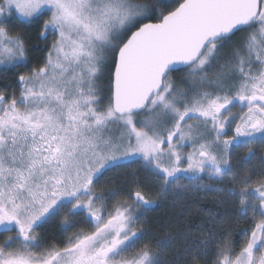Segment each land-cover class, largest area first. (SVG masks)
Returning <instances> with one entry per match:
<instances>
[{"label": "snow or ice", "instance_id": "snow-or-ice-1", "mask_svg": "<svg viewBox=\"0 0 264 264\" xmlns=\"http://www.w3.org/2000/svg\"><path fill=\"white\" fill-rule=\"evenodd\" d=\"M13 21L53 39L0 90V264H170L166 243L137 246L153 190L220 193L249 221L239 245L209 233L176 264H264V0H0L15 68ZM129 160L143 180L101 183ZM57 217L65 238L46 242Z\"/></svg>", "mask_w": 264, "mask_h": 264}, {"label": "trees", "instance_id": "trees-1", "mask_svg": "<svg viewBox=\"0 0 264 264\" xmlns=\"http://www.w3.org/2000/svg\"><path fill=\"white\" fill-rule=\"evenodd\" d=\"M42 18L44 17H41L40 20ZM35 24L30 26L34 27ZM38 32L39 26L35 31L29 32L31 34L29 47L37 55V58L34 54L32 57L37 64L30 65L29 68H22V66L9 70L0 68V90L5 88L9 91L18 89L16 74L25 73L43 62L44 57L42 58L43 49L41 46L47 40H38ZM133 170H136L139 178L143 180L145 174L139 170L135 162L131 161L123 163L122 167L108 172L102 178L101 183L112 177L117 185L122 184L126 179H129V173ZM149 186L151 187V184ZM218 186L225 188L222 183ZM152 198L157 199V204L144 217V224L147 225L148 230L144 239L137 246H142L149 241L153 244L157 241L166 243V247L161 250L163 253L162 259L168 260L170 264H176L180 256V250L187 244H191L196 240H203L209 233L219 239L227 230L232 233V239L237 245L242 242L243 237L240 233H242L244 219H240L236 214L237 204L235 201L222 200L220 193L206 190H190L187 192L180 190V193H177V191L170 192L165 198L158 199L153 190ZM59 219L57 217L42 230L46 242L59 243L64 240L66 234L59 228ZM78 227H84V225H78ZM186 236L190 239L185 240L184 237ZM210 259L211 257L205 258L202 264H208ZM180 264H184L183 259L180 260Z\"/></svg>", "mask_w": 264, "mask_h": 264}, {"label": "rangeland", "instance_id": "rangeland-1", "mask_svg": "<svg viewBox=\"0 0 264 264\" xmlns=\"http://www.w3.org/2000/svg\"><path fill=\"white\" fill-rule=\"evenodd\" d=\"M46 18H47V16H44V18H42L40 21L42 22V20H43V19H46ZM38 26H39V24H37V23H36L35 26L33 27V26H29V25H20V24H16L14 21H13V23H12V25H11V27H13L14 29H16L17 31L24 32V33H26L27 36H28V41H27V46H28V58H27L26 63L21 64V65H19L18 67L22 66V68H29L30 65H33V66H34V65L37 64V63L34 61V59H32L34 52H33L32 48L29 47V42H30V38H31V34H29V32H30V31H35V30L38 28ZM52 39H53V35H52V34H49V36H48V38H47V41L42 43V46H41L42 49H43V55H42V58L46 56V54H47V48L50 46V43H51ZM34 47H35V46H34ZM45 50H46V52H45ZM34 55H35V54H34ZM36 56H37V55H35V58H37ZM29 57H30V59H29ZM43 60H44V59H43ZM0 68L5 69V70H9V69H11L12 67H10V66H5V65H0ZM0 73H1V72H0ZM128 162H131V160H129V161H124L123 163H128ZM139 174H140V172H139Z\"/></svg>", "mask_w": 264, "mask_h": 264}, {"label": "flooded vegetation", "instance_id": "flooded-vegetation-1", "mask_svg": "<svg viewBox=\"0 0 264 264\" xmlns=\"http://www.w3.org/2000/svg\"><path fill=\"white\" fill-rule=\"evenodd\" d=\"M255 150L257 151V158L252 161V165L255 166V169L258 171L259 170V167H260V160H259L260 146H255ZM179 183H181V184H187L188 181L186 179H184V180L179 181ZM203 183H209V181L207 179H205L203 181ZM222 184H223V187H230L231 186L227 182H224ZM177 193H180V190H177ZM235 211H236V214H237L238 213V206H237V208H236ZM242 223L244 224L243 225V228H242V231H243L244 229H246L248 227L249 221L244 219ZM0 239H3V236L2 235H0Z\"/></svg>", "mask_w": 264, "mask_h": 264}]
</instances>
